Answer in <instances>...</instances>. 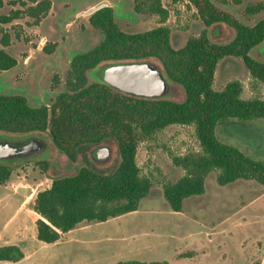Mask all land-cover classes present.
Here are the masks:
<instances>
[{
  "label": "rangeland",
  "instance_id": "1",
  "mask_svg": "<svg viewBox=\"0 0 264 264\" xmlns=\"http://www.w3.org/2000/svg\"><path fill=\"white\" fill-rule=\"evenodd\" d=\"M103 1L111 4L117 24L126 32L168 26L175 48L184 46L189 37L198 36L204 29L217 44H227L235 36V30L226 23L206 27L196 9L187 2L162 0L169 11L168 19L162 23L157 15L137 13L135 0H51L50 12L38 24L29 16L10 24L0 23L3 31L0 29V47L18 61L17 66L0 70V93L24 95L31 106L39 107L50 105L58 94L66 91L71 59L91 50L103 39L102 32L89 22L91 15L84 14ZM211 1L246 25H254L264 18V7L257 14L246 13L249 4L264 5V0ZM24 4L33 5L32 0H0V15L23 10ZM5 33L10 39L8 46L1 44ZM250 55L264 62V42ZM148 61L162 67L155 58ZM54 76L58 77V83L53 87ZM88 77L89 83L97 82L92 72ZM232 80L243 84V98L264 99V82L251 76L242 59L225 57L217 66L214 88L222 90ZM171 100H185L181 85L173 83ZM216 134L223 143L264 161L263 119H230L217 126ZM4 135L39 137L50 148V155L12 163L11 177L0 185V234L8 222L7 229L23 225V235L28 237L24 248L26 259L0 261V264H119L128 260L168 261L169 264H264V185L238 180L221 186L217 182L218 171L214 170L207 176L205 193L187 198L182 211H173L167 203L163 186L185 175L184 170L174 164L173 157L200 151L194 125L168 126L139 144L137 163L141 175L149 178L153 186L137 211L106 222H81L52 244L41 242L37 237L32 239L39 218L32 209L36 194L50 187L54 178L74 175L82 167L101 174L112 173L120 163L117 142L110 139L99 145L83 146L78 151L77 161L71 162L55 147L48 132L16 135L0 131V137ZM103 153L110 156L106 161H100ZM40 160L48 162L46 170L38 164ZM22 203L25 205L21 206ZM6 241L0 239V243Z\"/></svg>",
  "mask_w": 264,
  "mask_h": 264
},
{
  "label": "trees",
  "instance_id": "2",
  "mask_svg": "<svg viewBox=\"0 0 264 264\" xmlns=\"http://www.w3.org/2000/svg\"><path fill=\"white\" fill-rule=\"evenodd\" d=\"M238 1V0H237ZM187 2L196 9L206 27L226 23L235 30L233 40L217 44L209 39L206 29L191 36L184 46L175 48L171 30L166 25L129 33L117 24L112 7L102 8L89 17L93 28L103 34L91 50L74 55L66 78L67 90L58 94L50 105L33 107L24 95L0 93V131L16 135L48 132L53 144L71 162L87 145L106 140L117 142L120 163L110 174L89 167L71 176L57 177L50 187L39 191L32 209L39 241L52 244L84 221L106 222L139 209L152 189L149 178L141 175L137 151L141 142L171 125H194L200 151L174 156L173 162L185 175L163 186V195L175 212L183 210L184 201L205 193L207 176L218 171L217 182L224 186L238 180H251L264 185V161L246 155L235 146L223 143L216 128L230 119L264 120V99H245L243 84L232 80L222 90L214 88L219 62L225 57L242 59L251 76L264 82V62L250 53L264 42V18L246 25L232 13L211 0H172ZM33 5L0 15L1 24H10L29 16L38 24L51 10V0H32ZM263 3L249 4L246 13L257 14ZM134 10L157 15L165 23L169 11L162 0H135ZM1 29V28H0ZM1 32L2 29H1ZM10 43L9 35L1 39ZM159 60L168 77L185 90V100L146 99L120 92L101 83H89L88 74L97 66L118 61ZM18 65L15 57L0 47V70ZM58 77H53V87ZM38 164L44 170L46 160ZM12 164L0 163V185L12 175ZM25 257L21 245L0 246V261L19 262ZM121 264H169L128 260Z\"/></svg>",
  "mask_w": 264,
  "mask_h": 264
},
{
  "label": "water",
  "instance_id": "3",
  "mask_svg": "<svg viewBox=\"0 0 264 264\" xmlns=\"http://www.w3.org/2000/svg\"><path fill=\"white\" fill-rule=\"evenodd\" d=\"M105 7H111V4L103 1L84 14L92 15ZM92 73L98 83L125 94L165 100L171 99L173 95V81L164 68L148 60L105 63L97 66ZM39 155L44 158L50 155V148L43 144L39 137L13 138L6 135L0 137V163L12 164ZM109 157L107 153H103L100 161H106Z\"/></svg>",
  "mask_w": 264,
  "mask_h": 264
},
{
  "label": "crops",
  "instance_id": "4",
  "mask_svg": "<svg viewBox=\"0 0 264 264\" xmlns=\"http://www.w3.org/2000/svg\"><path fill=\"white\" fill-rule=\"evenodd\" d=\"M26 203V202H25ZM25 203H22L21 206L25 205ZM35 213V212H34ZM36 214V213H35ZM7 226H8V222L5 224V227H4V231L3 233L0 234V239H5L7 240L6 242H3V243H0V246H4V245H21L22 248H23V252H24V255L25 257L22 259H26L27 257V254H26V251H25V245L27 243V236H24L23 235V230H24V227L23 225H16V226H12L10 228L7 229ZM34 227H36V225H34ZM69 233V232H68ZM66 233V234H68ZM66 234H63L60 238V240L66 235ZM37 237V230H35L34 228V236L32 237V239H36ZM58 242V241H57ZM180 253L178 254V257H179ZM181 258V257H180ZM21 260V261H22ZM7 262V261H6ZM20 262V261H19ZM145 262V261H144ZM151 262H154V261H151ZM122 262H120L119 264H121ZM169 263V262H168Z\"/></svg>",
  "mask_w": 264,
  "mask_h": 264
}]
</instances>
